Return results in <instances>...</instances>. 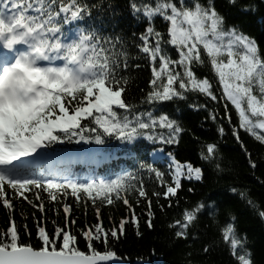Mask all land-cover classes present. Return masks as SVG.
I'll return each mask as SVG.
<instances>
[{
    "label": "snow or ice",
    "instance_id": "1",
    "mask_svg": "<svg viewBox=\"0 0 264 264\" xmlns=\"http://www.w3.org/2000/svg\"><path fill=\"white\" fill-rule=\"evenodd\" d=\"M230 2L235 3V0ZM130 7L137 19L143 14L149 22L141 34L142 43L137 45L152 64L147 102L186 99L189 92H198L216 101L218 97L210 78H198L194 71V66L210 65L222 87L220 99L230 101L238 114L239 125L232 129L236 140L243 146L240 135V129H243L264 142V134L258 131L264 130V54L257 41L236 26L226 27L225 18L216 10L214 0H208L207 4L201 0L190 3L179 0V6L173 0H156L155 7L138 5L132 0ZM87 12L88 6L80 0L71 3L59 0L58 8L57 0H51V3L37 0L35 5L31 0H0V199L7 209H13L16 194L29 204L38 200L40 203L36 206L41 212L45 211L42 190L57 203L65 194L78 200H83L82 194H86L93 205L97 203L96 197L108 205L123 200L135 222V211L127 194L138 192L139 197L148 201V227H151L153 201L137 172L154 173L162 185L166 184L165 172L156 166V162L164 159L160 153L154 152L153 162H147L129 150L132 160L140 161L137 171L124 170L114 178L79 180L74 178L72 158L54 156L51 151L54 145L74 140L103 145L105 137H115L129 145L138 137L173 144L184 130L168 115L157 117L153 112L130 115L135 106L122 98L129 83L128 76L120 75L121 58L124 59L123 67L128 66V53L122 39L101 36L91 27L75 28V38L69 39L62 28V25L84 19ZM156 16L162 17L165 23L170 22L166 29L168 39L165 33L156 31ZM150 37L154 38V43ZM118 43L120 50H117ZM168 44L175 46L178 60L172 59L166 51ZM18 45L25 47L18 48ZM173 65L182 72L174 71ZM114 106L123 110V115ZM224 108L228 110L227 103ZM212 118L216 119V116L213 114ZM228 121L232 123L231 116ZM157 126L168 130L167 138L155 132ZM218 131L223 134L225 129L220 127ZM215 150V144H207L208 156L202 154V159H211ZM168 156L167 170L171 172L174 186L168 184L165 191L154 192L157 200L161 195L175 196L181 187V176L190 180L201 178L200 167L181 164L171 153ZM104 159L98 150H89L80 156V160L97 165ZM249 162L256 167L251 159ZM89 170L95 173L94 168ZM8 187L12 189V197L7 194ZM26 193H32L35 200L29 199ZM136 203L142 201L137 199ZM204 207L200 204L194 210L184 211V222L176 221L180 225L178 237L187 235L185 229ZM72 210V205L64 200L63 212L71 214ZM95 211L99 217L100 208L96 207ZM260 215L264 216V212ZM126 222L121 219L118 228L108 230L97 223L87 230L72 233L70 228L61 226L49 232L37 221L36 240L32 243L33 232L28 225L23 226L26 238L13 220L6 231L0 232V264H98L109 261L116 253L101 252L94 246L98 242L106 245L109 234L111 238H118V234L125 232ZM76 223L71 221L72 225ZM223 240L230 244L233 253L244 248V242L238 238L231 223L223 229ZM81 241L85 242V250L79 248ZM88 249H91L90 255L85 254ZM247 256L246 253L238 258L243 264H250Z\"/></svg>",
    "mask_w": 264,
    "mask_h": 264
},
{
    "label": "trees",
    "instance_id": "2",
    "mask_svg": "<svg viewBox=\"0 0 264 264\" xmlns=\"http://www.w3.org/2000/svg\"><path fill=\"white\" fill-rule=\"evenodd\" d=\"M63 2L71 3L69 0ZM90 2L91 5H88V12L82 23L97 29L101 36L120 37L128 53L127 68L123 67L124 59L121 58L120 75L129 77L122 98L135 106V111L131 115L148 112H153L157 117L162 114L168 115L171 119L177 120L184 129L176 143L165 144L162 147L160 154L164 159L160 162L162 164L169 162L168 154L171 153L181 164L191 163L193 167H200L201 178L190 180L187 176H181V187L177 194L170 198L161 195L157 200L154 192L165 191L168 184L174 186L171 175H165L167 183L160 186L155 177L148 178L145 174L139 173L138 179L143 180L145 190L153 201L151 211L154 215L151 227H148V201L139 197L138 192L127 194L135 211L136 221L133 222L132 212L123 204V200H117L113 205L97 200L98 203L93 205L84 194L83 200L65 194L57 203L49 199L46 190H42L41 195L45 204L43 212L36 206L40 201L35 200L32 193L26 195L29 199L35 200V204H29L16 194L13 209L4 207L0 199V232L6 231L14 220L20 226L19 231L27 238L23 228L27 224L33 232L31 242L35 243L37 221L49 232L61 226L76 233L87 230L97 223L102 224L105 230L118 228L120 220L125 219L127 221L125 232L118 234V238H111L109 234L106 245L98 242L94 246L98 251H114L117 257L126 262L143 261L149 264H243L238 257L247 253L250 264H264V216L260 215L264 212V142L256 140L243 129H240L243 146L236 140L232 129L239 125L238 114L230 101L220 99L222 87L219 85L218 77L210 70V65L194 66V71L198 78L206 76L210 78L214 94L218 97L216 101H212L204 94L189 92L186 99L147 102V93L151 90L152 64L139 51L137 45L142 43L140 37L149 26L148 20L143 14L140 19L133 15L130 7L132 0ZM135 2L138 5L152 7L156 5V0ZM173 2L179 6V0ZM190 2L191 0H186V3ZM207 2L208 0H201L203 4ZM91 6L96 12L89 9ZM214 6L225 18L226 27L236 26L240 32L255 39L264 54V0H235V3H231L230 0H214ZM168 26L169 23L163 22L162 17H155L154 27L156 31L165 33L166 39ZM150 40L154 43V38L150 37ZM165 48L172 59H179L178 52L170 44L165 45ZM117 50H120L119 43ZM156 66L159 68L158 63ZM171 67L174 71L182 72L178 66ZM225 103L228 104L227 111L224 108ZM213 114L216 119L212 118ZM229 116L232 123L228 121ZM220 127L225 129L223 134L218 131ZM258 131L264 134L263 131ZM155 132L164 134L165 138L168 135V130L159 126ZM209 143L216 145L214 155L211 159H202V154L208 156ZM153 145L141 138L132 145L134 148L132 152L147 162H153L151 159ZM250 159L255 162V168L249 162ZM160 162H156L157 167L162 165H157ZM162 169L166 167L163 166ZM73 171L77 173L76 169ZM7 194L9 197L13 195L10 187L7 188ZM137 199L142 203L137 204ZM64 200L72 205L71 214L63 212ZM200 204L205 207L185 229L187 235L178 237L176 233L180 231V225H177L176 221L180 220L183 223L184 211L194 210ZM96 207L100 208L99 217L96 216ZM72 220L77 223L72 225ZM229 223L235 228L238 238L244 242V248L236 253H233L230 244L223 240V229ZM25 242L28 240L25 239ZM79 248L85 250L84 241H81ZM85 254L90 255L91 249L86 250Z\"/></svg>",
    "mask_w": 264,
    "mask_h": 264
},
{
    "label": "water",
    "instance_id": "3",
    "mask_svg": "<svg viewBox=\"0 0 264 264\" xmlns=\"http://www.w3.org/2000/svg\"><path fill=\"white\" fill-rule=\"evenodd\" d=\"M98 264H122V263L118 261L117 259L113 258L109 261L98 262Z\"/></svg>",
    "mask_w": 264,
    "mask_h": 264
},
{
    "label": "bare ground",
    "instance_id": "4",
    "mask_svg": "<svg viewBox=\"0 0 264 264\" xmlns=\"http://www.w3.org/2000/svg\"><path fill=\"white\" fill-rule=\"evenodd\" d=\"M87 3H89V5H91V2H90V0H87ZM158 184V183H157ZM159 185V184H158ZM97 198V197H96ZM98 203V202H97ZM118 261H120L122 264H129L130 262H126V261H124L123 259H117Z\"/></svg>",
    "mask_w": 264,
    "mask_h": 264
}]
</instances>
